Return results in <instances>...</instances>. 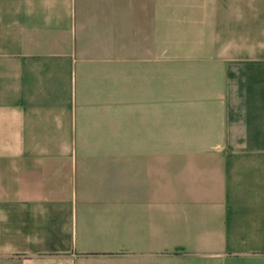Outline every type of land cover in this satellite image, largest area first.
Here are the masks:
<instances>
[{
	"label": "crops",
	"instance_id": "0c3cea01",
	"mask_svg": "<svg viewBox=\"0 0 264 264\" xmlns=\"http://www.w3.org/2000/svg\"><path fill=\"white\" fill-rule=\"evenodd\" d=\"M0 264H264V0H0Z\"/></svg>",
	"mask_w": 264,
	"mask_h": 264
}]
</instances>
